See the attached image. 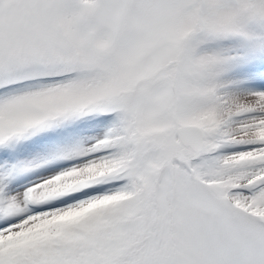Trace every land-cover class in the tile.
<instances>
[{"label":"snow or ice","instance_id":"snow-or-ice-1","mask_svg":"<svg viewBox=\"0 0 264 264\" xmlns=\"http://www.w3.org/2000/svg\"><path fill=\"white\" fill-rule=\"evenodd\" d=\"M0 264H264V0H0Z\"/></svg>","mask_w":264,"mask_h":264}]
</instances>
